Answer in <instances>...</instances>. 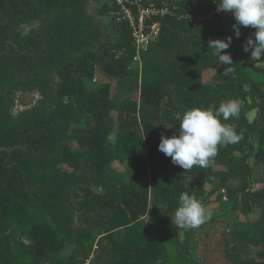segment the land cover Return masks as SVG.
Segmentation results:
<instances>
[{"label":"trees","instance_id":"trees-1","mask_svg":"<svg viewBox=\"0 0 264 264\" xmlns=\"http://www.w3.org/2000/svg\"><path fill=\"white\" fill-rule=\"evenodd\" d=\"M163 1L202 14L219 3H146ZM119 10L112 0H0V146H21L0 152V264H197L173 231L183 192L244 215L261 209L254 232L246 220L233 224L227 255L232 264H264V187L251 188L248 162L256 136L264 163V103L256 120L247 117L250 101H264V71L249 67L243 50L256 29L241 26L237 38L234 16L199 24L157 16L160 31L139 67ZM228 36L226 73L207 44ZM212 70L214 83L206 82ZM25 93L39 99L17 112ZM232 99L240 114L222 122L243 138L218 147L208 167L185 171L158 150L185 111ZM198 171L200 186L191 180Z\"/></svg>","mask_w":264,"mask_h":264},{"label":"clouds","instance_id":"clouds-1","mask_svg":"<svg viewBox=\"0 0 264 264\" xmlns=\"http://www.w3.org/2000/svg\"><path fill=\"white\" fill-rule=\"evenodd\" d=\"M217 10L232 13L236 22L233 28L237 38L241 35V26L256 29L254 36L247 39L243 50L250 52V60L255 65L264 61V0H219ZM232 40L233 37L228 36L226 39H210L207 44L218 62L228 65L225 68L226 73L231 71L233 65L232 55L225 51L230 48ZM240 111L241 105L235 99L221 103L218 109H189L183 114L176 133L172 136L161 134L158 150L171 157L172 163L185 171L197 166L206 168L217 155L218 147L238 143L243 138L232 126L222 122L238 117ZM179 201V207L171 217L179 229L186 226L196 227L212 215L188 192L181 193Z\"/></svg>","mask_w":264,"mask_h":264},{"label":"rangeland","instance_id":"rangeland-1","mask_svg":"<svg viewBox=\"0 0 264 264\" xmlns=\"http://www.w3.org/2000/svg\"><path fill=\"white\" fill-rule=\"evenodd\" d=\"M99 4L92 3L89 7L90 13L96 20H100L98 14ZM26 31L27 29L24 28ZM154 36V38H156ZM247 65L257 71H264V63L258 62L256 65L250 60V54L248 55ZM218 62V61H217ZM137 66H141L140 61H136ZM214 70L206 71L205 81L214 83L213 78ZM85 83L87 87L97 89L98 84L92 79H86ZM39 99V95L32 93L20 94L17 102L15 111L27 109L34 105ZM254 104V108L247 111V117L250 122L256 120L261 111V106L264 103L263 100L258 99L256 102L250 101ZM250 143L253 146L252 155L249 158V164L252 168V179L251 188L259 189L264 187V163L257 155L259 147L257 137L250 139ZM115 168L119 172H124V167L119 162L115 164ZM192 184L200 186L204 180V174L200 171L192 177ZM231 184L234 186L237 184V180H231ZM224 200H227L226 191L223 195ZM206 211H210L212 215L205 220L204 223L192 227L186 226L177 228L174 224L173 231L176 235L180 245L185 248L187 255L192 258L197 264H232L229 260L227 252L231 249V230L232 226L236 221L246 220L251 225V231H255V224L260 219L262 210L254 209L250 213L244 215L238 211L228 210L226 207L220 206L218 203L207 199L206 197L198 200ZM257 249L251 248L249 256H256ZM90 261L87 262L89 264Z\"/></svg>","mask_w":264,"mask_h":264},{"label":"built area","instance_id":"built-area-1","mask_svg":"<svg viewBox=\"0 0 264 264\" xmlns=\"http://www.w3.org/2000/svg\"><path fill=\"white\" fill-rule=\"evenodd\" d=\"M112 2L116 3L120 9L118 21L128 22L132 28L137 47L135 60L140 63L141 51L147 48L149 41L160 31L161 24L159 21H153L154 17L170 15L185 20L189 24H199L214 15L224 19L233 16L231 12L218 11L217 8L209 14H202L191 6H188L186 10H181L179 5L169 1H163L160 5L154 2L146 3V0H112Z\"/></svg>","mask_w":264,"mask_h":264},{"label":"water","instance_id":"water-1","mask_svg":"<svg viewBox=\"0 0 264 264\" xmlns=\"http://www.w3.org/2000/svg\"><path fill=\"white\" fill-rule=\"evenodd\" d=\"M9 20V18H7L6 19V22L5 23H7V21ZM13 44L14 45V47L17 49V50H19V47L15 44V43H13L12 41H9L8 42V44ZM2 53H0V55H1ZM21 146L20 145H15V146H13V147H7V146H0V152L1 151H7V152H11L12 150H14V149H16V148H20Z\"/></svg>","mask_w":264,"mask_h":264},{"label":"flooded vegetation","instance_id":"flooded-vegetation-1","mask_svg":"<svg viewBox=\"0 0 264 264\" xmlns=\"http://www.w3.org/2000/svg\"><path fill=\"white\" fill-rule=\"evenodd\" d=\"M6 19H7V18H6ZM5 22H6V21H5ZM5 22H4V23H5ZM7 22H8V21H7ZM5 24H6V23H5ZM36 95H38V94H36Z\"/></svg>","mask_w":264,"mask_h":264}]
</instances>
